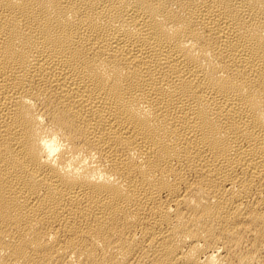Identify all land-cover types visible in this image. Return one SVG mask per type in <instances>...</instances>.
<instances>
[{"label":"bare ground","instance_id":"1","mask_svg":"<svg viewBox=\"0 0 264 264\" xmlns=\"http://www.w3.org/2000/svg\"><path fill=\"white\" fill-rule=\"evenodd\" d=\"M0 264H264V0H0Z\"/></svg>","mask_w":264,"mask_h":264}]
</instances>
